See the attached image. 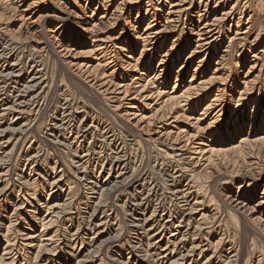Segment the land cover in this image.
<instances>
[{"label": "rangeland", "instance_id": "374dc122", "mask_svg": "<svg viewBox=\"0 0 264 264\" xmlns=\"http://www.w3.org/2000/svg\"><path fill=\"white\" fill-rule=\"evenodd\" d=\"M0 264H264V0H0Z\"/></svg>", "mask_w": 264, "mask_h": 264}, {"label": "bare ground", "instance_id": "6f19581e", "mask_svg": "<svg viewBox=\"0 0 264 264\" xmlns=\"http://www.w3.org/2000/svg\"><path fill=\"white\" fill-rule=\"evenodd\" d=\"M147 29V28H146ZM149 31V30H148ZM204 34V33H203ZM205 35V34H204Z\"/></svg>", "mask_w": 264, "mask_h": 264}]
</instances>
